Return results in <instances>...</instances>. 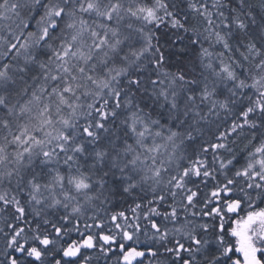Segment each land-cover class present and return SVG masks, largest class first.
<instances>
[{"label":"snow or ice","instance_id":"1","mask_svg":"<svg viewBox=\"0 0 264 264\" xmlns=\"http://www.w3.org/2000/svg\"><path fill=\"white\" fill-rule=\"evenodd\" d=\"M0 264H264V0H0Z\"/></svg>","mask_w":264,"mask_h":264}]
</instances>
